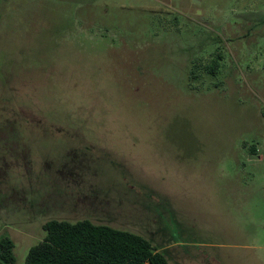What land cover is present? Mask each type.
<instances>
[{
    "label": "rangeland",
    "instance_id": "1",
    "mask_svg": "<svg viewBox=\"0 0 264 264\" xmlns=\"http://www.w3.org/2000/svg\"><path fill=\"white\" fill-rule=\"evenodd\" d=\"M51 220L168 264H264V0H0L15 264Z\"/></svg>",
    "mask_w": 264,
    "mask_h": 264
},
{
    "label": "trees",
    "instance_id": "2",
    "mask_svg": "<svg viewBox=\"0 0 264 264\" xmlns=\"http://www.w3.org/2000/svg\"><path fill=\"white\" fill-rule=\"evenodd\" d=\"M219 59L205 67L208 74L216 71ZM42 229L44 239L29 249L24 264H168L143 237L109 226L51 220ZM14 248L9 237L0 239V264H15Z\"/></svg>",
    "mask_w": 264,
    "mask_h": 264
}]
</instances>
